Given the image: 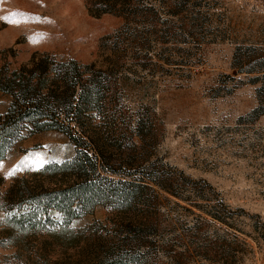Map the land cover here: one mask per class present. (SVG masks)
<instances>
[{"label": "rangeland", "instance_id": "obj_1", "mask_svg": "<svg viewBox=\"0 0 264 264\" xmlns=\"http://www.w3.org/2000/svg\"><path fill=\"white\" fill-rule=\"evenodd\" d=\"M143 2L157 17L133 27L139 41L114 46L125 21L98 15L91 0H0V68L43 54L95 64L114 72L129 118L153 119L148 160L178 196L155 188L159 226L136 233L150 245L142 264H264V0ZM10 103L0 94L1 114ZM75 155L61 133L31 136L0 161L2 188ZM123 220L97 207L73 221V245L44 233L12 244L0 228V264H96Z\"/></svg>", "mask_w": 264, "mask_h": 264}, {"label": "trees", "instance_id": "obj_2", "mask_svg": "<svg viewBox=\"0 0 264 264\" xmlns=\"http://www.w3.org/2000/svg\"><path fill=\"white\" fill-rule=\"evenodd\" d=\"M91 1L98 15L124 19L125 25L111 36L114 46L139 41L133 27L157 17L152 6L140 8L144 0ZM114 77L112 70L50 54L34 55L17 70L0 68V94L11 99L6 113H0V161L22 141L46 132L65 135L76 148L72 160L29 171L5 190L0 179V228L12 244L44 233L73 245L78 238L73 221L102 206L126 220L127 230L118 233L96 264L143 263L147 254L142 249L149 243L137 241L136 233L159 226L153 213L158 205L155 188L176 197L178 182L160 162H149L146 148L155 122L146 113L135 122L125 114ZM122 145L133 154L125 155ZM127 213L130 218L124 217Z\"/></svg>", "mask_w": 264, "mask_h": 264}, {"label": "snow or ice", "instance_id": "obj_3", "mask_svg": "<svg viewBox=\"0 0 264 264\" xmlns=\"http://www.w3.org/2000/svg\"><path fill=\"white\" fill-rule=\"evenodd\" d=\"M11 174V173H10Z\"/></svg>", "mask_w": 264, "mask_h": 264}]
</instances>
